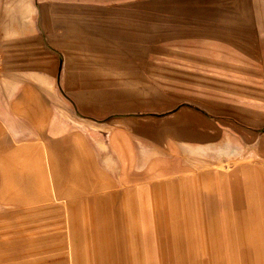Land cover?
<instances>
[{"label": "rangeland", "instance_id": "1", "mask_svg": "<svg viewBox=\"0 0 264 264\" xmlns=\"http://www.w3.org/2000/svg\"><path fill=\"white\" fill-rule=\"evenodd\" d=\"M4 1L0 64L20 41L25 68L52 60L53 76L100 80L116 97L100 124L133 126L166 153L175 143L178 163L145 194L103 181L116 199L83 227L0 215V264H264V176H231V190L216 174L238 164V142L244 155L264 142V0ZM163 122L159 139L135 128ZM202 171L213 176H184Z\"/></svg>", "mask_w": 264, "mask_h": 264}, {"label": "crops", "instance_id": "2", "mask_svg": "<svg viewBox=\"0 0 264 264\" xmlns=\"http://www.w3.org/2000/svg\"><path fill=\"white\" fill-rule=\"evenodd\" d=\"M4 5L5 1L0 0L2 9ZM31 16L24 18L30 22L37 20ZM34 35L27 42L36 41ZM7 45L4 43L3 47L11 55L0 64L3 218L34 221L33 214L62 213L65 216L61 222L66 224L61 227L79 228L83 227L86 214L94 218L95 214L107 211L101 208L102 202L115 201L113 192L102 190L103 181L109 182L111 190L115 176H119L130 187L129 192L134 188L143 191L148 176H176L175 143L166 153L164 143L135 137L133 126L110 125L111 129L100 124V115L116 103L114 92L99 89L100 80L86 78L80 72L53 76V69L58 67L54 64L58 63L53 64L52 60L25 68L17 59L21 42ZM63 52L67 61L68 53ZM86 103L100 112L86 109ZM164 123L135 128L146 131L151 128L159 139ZM174 128L176 131V125ZM238 143L242 146L233 155L238 164L228 170L223 166L216 173L228 180L231 190L234 188L231 176H264V142L247 155L243 142ZM184 176L213 175L202 171ZM126 196L132 197L131 193Z\"/></svg>", "mask_w": 264, "mask_h": 264}]
</instances>
